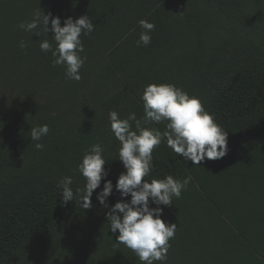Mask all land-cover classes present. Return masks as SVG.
I'll list each match as a JSON object with an SVG mask.
<instances>
[{
    "label": "trees",
    "instance_id": "1",
    "mask_svg": "<svg viewBox=\"0 0 264 264\" xmlns=\"http://www.w3.org/2000/svg\"><path fill=\"white\" fill-rule=\"evenodd\" d=\"M253 1L0 0V264H98L99 256L124 264L126 247L106 219L119 193L100 205L102 181L84 209L62 203L59 183L71 176L73 192L84 189L78 165L100 144L115 185L125 170L109 113L134 112L145 126L143 91L165 83L201 101L228 133V153L193 166L166 139L154 150L149 182L191 177L164 208L177 230L163 264H264V32L249 22ZM39 8L61 27L84 15L95 25L80 37L87 59L79 81L41 51L45 39L56 47L51 32L18 27ZM140 20L155 25L147 47L137 46ZM44 124L48 135L33 141L30 129Z\"/></svg>",
    "mask_w": 264,
    "mask_h": 264
},
{
    "label": "clouds",
    "instance_id": "2",
    "mask_svg": "<svg viewBox=\"0 0 264 264\" xmlns=\"http://www.w3.org/2000/svg\"><path fill=\"white\" fill-rule=\"evenodd\" d=\"M51 27L49 28V22ZM140 33L137 46L147 47L151 43V32L155 25L146 20H140ZM18 27L27 32L42 28L44 33H52L53 48L48 39L40 42L44 53L51 52L54 57L52 64L63 66L65 75L70 80L81 79L80 69L86 62L84 46L80 37L89 35L95 30L88 15L73 20L68 17L61 27V19L54 17L51 12L45 14L40 8L33 12L29 22L21 23ZM22 49L27 48L23 41ZM143 101V125L136 114L130 113L120 119L116 111L109 113L110 130L120 142L119 162L125 171L118 176L115 185L108 180L105 165L104 149L100 144H94L87 150L78 165L79 173L85 178L84 189H76L74 193L71 176L61 179L59 187L62 190V203L67 204L77 200L84 209L92 207L91 197L97 189L102 190L96 195L100 205L108 207L106 201L115 189L120 199L109 208L106 219L109 230L116 235V244L124 245L135 253L141 264H161L166 261L169 241L174 238L177 225L162 219L164 208L172 206L173 198H180L182 191L191 182V177L183 181L168 175L164 179L146 177L152 173L153 152L166 139L167 146L178 156L190 161L193 166H199L207 161L224 158L228 153V133L214 121L201 101L195 96L174 84H149L141 96ZM133 122L135 130H133ZM165 124L161 132L152 124ZM48 125H40L30 129L31 139L40 141L47 136ZM35 147L42 150L44 145L36 143ZM130 197V199H128Z\"/></svg>",
    "mask_w": 264,
    "mask_h": 264
},
{
    "label": "rangeland",
    "instance_id": "3",
    "mask_svg": "<svg viewBox=\"0 0 264 264\" xmlns=\"http://www.w3.org/2000/svg\"><path fill=\"white\" fill-rule=\"evenodd\" d=\"M257 2L253 1L251 6L249 7V13H250L249 22L252 25H255L259 32H264V0H257ZM253 19L255 21H253ZM123 250L127 252V260L124 262V264H133L134 262L136 264H141L139 259L135 256L134 252H132L128 248ZM98 261H99L98 264H113L110 258H108L106 262H104L101 259V256H99Z\"/></svg>",
    "mask_w": 264,
    "mask_h": 264
}]
</instances>
